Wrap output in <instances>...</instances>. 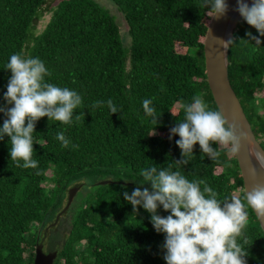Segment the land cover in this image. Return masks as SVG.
<instances>
[{"label": "trees", "instance_id": "trees-1", "mask_svg": "<svg viewBox=\"0 0 264 264\" xmlns=\"http://www.w3.org/2000/svg\"><path fill=\"white\" fill-rule=\"evenodd\" d=\"M55 1L0 0V104L11 75L6 63L14 53L39 57L48 82L82 96L74 110L81 115L72 124L37 121V169L17 167L9 157V138L0 141V264H33L41 232L64 206L67 189L107 179L121 184L88 185L55 264H165L163 234L154 231L142 208L133 214L122 192L137 187L141 169L152 164L175 170L179 137L170 140L169 133L184 118L183 104L202 96L217 109L203 54L211 14L202 0H111L126 22L124 36L116 17L96 1ZM46 13L49 21L36 33ZM247 32L256 35L242 20L229 48L228 76L264 149V37L257 44ZM109 99L118 113L110 112ZM144 99L152 100L156 126L143 111ZM95 101L105 103L93 108ZM4 118L0 114V125ZM58 131L70 139L68 147L56 140ZM218 151L210 159L197 144L180 170L190 180L203 179L220 200L243 199L235 154L223 146ZM247 211V240L238 243L247 251V264H264V233L251 208Z\"/></svg>", "mask_w": 264, "mask_h": 264}, {"label": "clouds", "instance_id": "clouds-1", "mask_svg": "<svg viewBox=\"0 0 264 264\" xmlns=\"http://www.w3.org/2000/svg\"><path fill=\"white\" fill-rule=\"evenodd\" d=\"M202 3L211 18L222 17L228 11L227 0H202ZM235 11L256 30V35L246 33L249 40L261 44L264 0H251L250 4L247 0H236ZM219 41L223 48L233 42L231 38ZM6 69L11 75L3 93L4 103L0 104V114L5 117L0 125V141L6 136L9 138V157L17 167L37 169L38 161L33 158L37 121L46 117L48 122L72 124L81 115H74V110L82 104V96L74 89L48 82L45 77L50 73L39 57L11 54ZM103 103L95 101L92 107ZM106 104L112 114L118 113L111 99ZM142 108L156 126L159 116L154 114L152 100L144 99ZM182 110L183 120L177 121L169 133L170 140L173 136L179 137L176 145L181 159L175 161V170L171 164L167 167L152 164L141 169L142 179L135 182L138 186L130 193L124 190L123 199L131 205L134 215L141 208L146 211L154 231L163 234L161 247L165 264H247V251L238 243V238L247 240L243 230L249 208L258 217H264V184L246 190L243 199L231 196L220 200L203 179L190 180L180 170L194 156L195 145H199L202 154L214 159L220 154L218 146L237 153L245 134L235 123H229L221 110L209 108L202 96H193L190 103L182 105ZM55 138L61 147L71 144L63 131H58ZM159 209L168 214L160 215Z\"/></svg>", "mask_w": 264, "mask_h": 264}, {"label": "water", "instance_id": "water-1", "mask_svg": "<svg viewBox=\"0 0 264 264\" xmlns=\"http://www.w3.org/2000/svg\"><path fill=\"white\" fill-rule=\"evenodd\" d=\"M247 2L250 4L251 0H247ZM227 4L228 11L226 14L219 18L213 17L209 22L203 44V54L206 81L217 109L222 111L229 123H235L246 137L242 141L239 151L234 153L245 193L246 190H251L256 185L264 184V149L256 139L251 124L229 81L228 55L231 42L226 43L223 48L219 40L228 41L230 38L233 40L235 31L242 19L235 11L236 0H227ZM111 183L119 182L107 179L98 181L94 185ZM84 184L85 182L76 183L67 189L64 206L41 232L35 246L33 264H55L60 249L66 242L67 234L63 235L61 246L58 244L52 251H46L47 241L51 231L57 228L60 220L67 214L77 191ZM252 211L264 233V217H258L255 211Z\"/></svg>", "mask_w": 264, "mask_h": 264}, {"label": "rangeland", "instance_id": "rangeland-1", "mask_svg": "<svg viewBox=\"0 0 264 264\" xmlns=\"http://www.w3.org/2000/svg\"><path fill=\"white\" fill-rule=\"evenodd\" d=\"M58 1H60V0H56L55 3H57ZM94 1H96L97 3H99L104 8L110 10V12L116 17V21L119 24V26L121 27V31H122L123 35L126 36L125 35L126 34V30H127L126 22H125V20L123 18L122 13L117 10V8L113 4V2L111 0H94ZM55 3H54V5H55ZM49 18H50V14L49 13H46V14L43 15V17L41 18V20L37 23L36 33H39L45 27L46 23L49 21ZM48 175H50V173ZM96 182H89V181H87L77 191V193H76V195H75V197L73 199V202H72V204L69 207V210L67 212V215L64 216L60 220L61 224H63V227L61 228V230L66 231L67 228L70 226L71 219H72V216H73L74 211L77 210V208L84 203V201L87 198V194L90 192L89 189L87 188L88 185L90 184V185H93L94 186V184ZM84 187H85V189H83Z\"/></svg>", "mask_w": 264, "mask_h": 264}, {"label": "flooded vegetation", "instance_id": "flooded-vegetation-1", "mask_svg": "<svg viewBox=\"0 0 264 264\" xmlns=\"http://www.w3.org/2000/svg\"><path fill=\"white\" fill-rule=\"evenodd\" d=\"M63 224L59 222L57 228L51 231L50 237L47 241L46 251H52L60 242L61 238L65 234L64 230H61Z\"/></svg>", "mask_w": 264, "mask_h": 264}]
</instances>
